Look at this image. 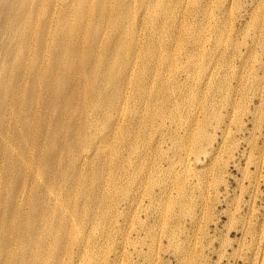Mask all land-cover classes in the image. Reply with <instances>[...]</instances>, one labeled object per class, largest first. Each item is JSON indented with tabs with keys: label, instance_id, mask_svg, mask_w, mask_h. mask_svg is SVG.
<instances>
[{
	"label": "rangeland",
	"instance_id": "374dc122",
	"mask_svg": "<svg viewBox=\"0 0 264 264\" xmlns=\"http://www.w3.org/2000/svg\"><path fill=\"white\" fill-rule=\"evenodd\" d=\"M9 1L17 4L21 2L0 0V159L4 158L0 160L2 163H0L2 175H0V264H11L10 253L18 251L21 237H24L29 231L32 232L31 235L34 238L45 237L43 247L37 252L41 263L37 264H63L64 262L66 264H85L88 260L86 264L90 260L92 264H97V262L98 264H218L216 261L220 260L219 264H232V262H234L233 264H243L241 258L236 262L233 257L235 250L244 253V248L236 240L240 233L236 231L235 226L239 224L238 218L241 214L236 212L235 208L241 204L243 207L241 212H245L244 203L251 198L252 187L248 184V173L243 171L246 170L243 153L248 151V145L244 138L249 135V130L253 126L250 112L256 105L260 107L257 117L261 118L264 114V0H198L200 8L198 21L202 22L200 25L198 23V26L201 28V24L206 25L202 34L203 40L205 39L204 45L198 47L195 37H190L184 43H178V39L175 38L178 37V32L174 30L169 34L162 33V39L168 47V54L172 58L174 57L172 60L174 63L176 62V65L174 68L166 66L158 69L157 59L153 60V62L155 61L153 64L156 62L158 64L153 66V68L156 66V69L147 79L148 82H151L155 77L159 83L154 86L153 98H149L150 101H148L146 91H141L142 94L138 92L135 82L128 89L124 85L123 92L127 93L125 97L128 103L127 101L125 103V97L120 98L121 102L119 98H115V104L117 103L116 105L119 106L116 108L117 112L119 108H124H121L124 115L120 119L117 116L119 112L116 113L113 107L112 110L110 105L108 107V102H104L103 98L108 96L110 100H113L116 85L105 84L100 75L95 77V81L91 83L95 90L93 94H90V81L79 78V76L76 79L70 78L71 81L66 80L64 83L66 86L62 87L58 93L56 92L59 87L56 86L57 89L54 85L62 80L64 75L61 73L62 71L60 73L63 76L58 71L47 72V65L52 60L51 47L54 45V35L52 31L48 30L49 28L52 30V26L46 22L55 8L49 6V3L46 5L45 0H27L29 3L27 8L21 5L11 7L8 5ZM166 1L172 2V0ZM254 12L259 16H255ZM180 16L182 17V15ZM193 20L190 12H187L186 21L197 22V19ZM255 22L257 28L253 27ZM106 24H104L105 27L103 26L104 32L100 33L101 36H105H103V40L107 44L114 29L110 26L107 27ZM143 28L145 29L142 37L144 34L147 35V30L149 31L146 25ZM105 31L108 36L105 35ZM215 34L217 35L215 36ZM156 37L159 38L158 35ZM188 50L192 51V55H189ZM160 52L162 54L163 50ZM160 52H158L159 58L165 54V51L162 55ZM169 61L171 60L169 59ZM171 69H174L172 75L170 74ZM49 74H54V76L50 75L51 82L47 80ZM53 77L56 82L52 80ZM161 80L165 84L164 82L162 84ZM74 85L76 86L74 87ZM104 86L106 87L104 88ZM161 86L163 87L161 88ZM54 87L56 91H54ZM80 89H83L82 93ZM160 89L164 91L161 92ZM71 90L75 96H72L73 100L70 98ZM75 90L78 91V94ZM124 93L122 94L124 95ZM54 94H58L60 99H57ZM61 101L64 106H61ZM123 103L125 104L122 106ZM53 106L55 110H53ZM160 110L163 114L160 113ZM82 111H84V115ZM53 112H56L55 116ZM73 112L75 117L72 115ZM79 114L83 116V118L80 116L81 120L78 117ZM46 116L47 118H45ZM146 116H149V119ZM62 119L65 121L64 123ZM135 124H140V128ZM55 125L62 128L59 127V130L57 126L55 128ZM80 130L81 132H79ZM225 130H227L226 133ZM48 132L49 134H47ZM56 132L60 135L57 136ZM73 132L76 134L74 137ZM52 133L55 137L51 135ZM141 138H143L142 141ZM131 141L136 148L134 146L133 149ZM119 144L120 146H118ZM59 145L60 147H58ZM220 145L222 146L220 147ZM74 151L77 152L73 153ZM256 155H259V151L255 152ZM8 159L10 160L8 161ZM25 160H28L27 164ZM107 165V168H103ZM33 167H38V171L42 174L37 176V168L33 169ZM126 167L128 169L130 167V170H127ZM33 172H35L34 175ZM116 173H119V176ZM121 173L123 174L120 175ZM115 175L118 177L113 178L116 177ZM49 180L52 181L49 182ZM9 181L11 182L9 183ZM51 183H54L53 186ZM114 183L117 184L116 187H114ZM49 185L52 187L50 188ZM52 189L53 191L50 192ZM262 189L264 191V186ZM22 192L24 193L22 194ZM259 199H264V195ZM59 200L60 202L64 201V206L67 204L65 209L58 208ZM106 202L107 204H105ZM177 202L178 204H176ZM232 212L235 213L236 219L232 217ZM97 213H101L102 216L98 214L101 220L99 217L97 218ZM47 215L49 216L47 217ZM74 216L76 217L74 218ZM62 221L67 225L66 232L63 233L64 239L60 251L58 250L60 257L57 255V258L52 256L51 234L48 235V233L52 229L55 232L60 229ZM28 223L30 224L29 229L27 228ZM72 223L78 224L82 229L76 232ZM15 224L16 229L13 230ZM94 225L95 230L93 229ZM56 228L57 230H55ZM69 234H73V236ZM79 234L81 235L79 236ZM77 236L79 241L73 243L69 253L68 250L73 242L72 237ZM231 240L233 244H230ZM70 242L71 244H68ZM87 242L89 244H86ZM81 246L83 247L81 248ZM85 246L87 249L89 247V250H86ZM69 254L70 256H68ZM32 255L31 250L24 253L26 264L31 263ZM104 255H106L105 259ZM218 256L221 258L219 259ZM80 259L84 263L78 261ZM103 259L106 261L104 262ZM184 259L186 261H182Z\"/></svg>",
	"mask_w": 264,
	"mask_h": 264
},
{
	"label": "bare ground",
	"instance_id": "6f19581e",
	"mask_svg": "<svg viewBox=\"0 0 264 264\" xmlns=\"http://www.w3.org/2000/svg\"><path fill=\"white\" fill-rule=\"evenodd\" d=\"M14 1H21L20 4H17V3H13V1H9L10 3L8 5H10L11 7H16L19 5L21 6H24L25 8H27V6L29 5V3L27 2V0H14ZM32 1V0H31ZM213 1V0H212ZM220 1V0H219ZM221 1H224V0H221ZM226 1V0H225ZM30 2V1H29ZM41 2V1H39ZM32 3V2H31ZM34 3V1H33ZM43 3V2H41ZM45 3L46 5H48L49 3V6H53L55 8V10L51 13L50 16H48L46 22L47 24H50L52 26V30H50V28L48 29L49 31H52L53 35H54V40H53V43L54 45L51 47V52H52V60L50 63H48V68H47V72L49 73H52V72H55V71H58L60 73V71H62L61 73H63L64 77H62L60 75V77H62L61 79L62 80H59L56 85H54L55 87H59V89L56 91L55 87H54V91H56L57 93L62 90L61 88L62 87H65L66 85H64V83L66 82V80H70V78L74 77V79H76L78 76L79 78H83L84 80H89L90 81V94H93V91L94 88L93 86L91 85L92 82L95 81V79L98 77V75L102 76V79L104 81V83L106 84H113L115 86V89H116V92L113 94V100H110L108 96H104L103 98L105 99L104 102H108V107L109 105L111 106V108L113 107L116 111V113H118L117 116L118 119L121 118V116L124 115L123 112H121V108L124 109L123 107L119 108L118 112L116 110L117 107H119L118 105L115 104V101L116 99L115 98H124L125 94L123 91V87L124 85L127 86V89L129 88V86L135 82L136 86L138 87V92L141 93L146 91L147 92V95H148V101H150V99H152V93L154 92V89L155 88L154 86L157 85L159 82L156 81V78L154 77V79H152L153 81L151 82H148L149 80L147 79L148 76H151L153 73H154V69H156L155 67L153 68L154 65L158 64V69L161 67V68H165L166 66H168L169 68H174L175 65H176V62L174 63L173 62V58L171 55L168 54V47L165 43V41H163L162 39V33H170L172 32L173 30L175 32H178V37H175L176 39H178V43H184L187 39H189L190 37L192 38H197V46H202L204 45L203 44V29H205L206 25L204 24H201V28L200 26H198V23L200 25L201 20H199V13H200V8L198 6V0H172L171 3L167 2L166 0H45ZM213 3V2H212ZM222 3H225V2H222ZM207 4H210V3H207ZM216 4V3H215ZM26 5V6H25ZM32 5V4H31ZM30 5V6H31ZM256 5V4H255ZM20 6V8H21ZM210 6V5H208ZM207 6V8H208ZM48 8V7H47ZM50 8V7H49ZM53 8V9H54ZM206 8V9H207ZM212 9V8H211ZM259 9V8H258ZM42 10V9H41ZM257 10V9H256ZM48 11V10H47ZM183 11V14H181ZM39 12V11H38ZM187 12H190V15L191 17H193L194 20H196L197 22H187L186 21V14ZM207 12V10H206ZM40 13V12H39ZM37 13V14H39ZM45 13V12H44ZM42 13V14H44ZM204 13V12H203ZM253 13V12H252ZM251 13V14H252ZM256 12H254V15H255ZM258 13V12H257ZM40 14V15H42ZM47 14V13H46ZM202 14V13H201ZM206 14V13H205ZM182 15V17L180 16ZM253 15V14H252ZM179 16L181 17L179 19ZM205 16V15H203ZM207 16V15H206ZM205 16V17H206ZM251 16V15H250ZM255 16H259V15H255ZM39 17V16H38ZM262 17V16H261ZM255 19L257 17H254ZM37 20V18H35ZM258 19V18H257ZM205 20V19H203ZM251 20V19H250ZM219 21V20H218ZM252 21H253V18H252ZM258 22V20H256ZM107 23V27L110 26L112 27L114 30L112 31V34L109 38V42L106 44V41L103 40L104 37L101 36V31H103V26L104 24ZM139 23H140V26H139ZM251 23V22H250ZM253 23V22H252ZM262 23V22H261ZM260 23V24H261ZM193 24H196V25H193ZM45 25V24H44ZM144 25H146L147 28H149V31L147 30V35L144 34V37H142V33L144 31L145 28ZM248 25H249V22H248ZM50 26V27H51ZM204 26V27H203ZM217 26V25H216ZM214 26V27H216ZM251 26V24H250ZM256 26V22H255V25H253V27ZM46 27V26H45ZM49 27V26H48ZM105 27V26H104ZM252 27V26H251ZM257 28V26L255 27ZM108 29V28H107ZM260 29L261 26H260ZM259 29V30H260ZM47 30V28H46ZM216 30V29H215ZM107 31V30H106ZM105 31V35L108 36L107 32ZM262 32V31H261ZM44 33V32H43ZM111 33V32H110ZM219 33V32H218ZM217 33V34H218ZM49 34V33H48ZM166 34V35H168ZM174 34V33H173ZM172 34V35H173ZM215 34V36L217 35ZM159 36L156 37V36ZM171 35V34H170ZM176 35V34H175ZM220 35H221V32L220 34L217 36L219 39H220ZM51 37V36H49ZM167 37V36H166ZM143 38V40H142ZM217 38V39H218ZM106 39V38H105ZM165 39V38H164ZM171 39V38H170ZM108 40V39H107ZM142 40V41H141ZM195 40V39H194ZM222 40V39H221ZM228 40V39H227ZM47 41V40H46ZM43 43V42H42ZM50 44V43H49ZM46 45V43H45ZM170 46V45H169ZM41 47V46H40ZM44 47V46H42ZM47 47H49L47 45ZM239 47V46H238ZM252 47V46H251ZM45 48V47H44ZM197 48V47H196ZM47 49V48H46ZM44 50V49H42ZM48 50V49H47ZM46 50V51H47ZM160 50H163V52L165 51V54H161ZM176 50V49H175ZM180 50V49H179ZM197 51V50H196ZM158 52H160V54L162 55V57L159 58V54ZM171 52V51H170ZM177 52V51H176ZM49 53V51H48ZM144 53H146V56H144ZM188 53L189 55H192V51L188 50ZM45 54V53H44ZM171 54V53H170ZM51 55V54H50ZM47 56V55H46ZM174 56V55H173ZM42 57V56H40ZM39 57V58H40ZM44 57V56H43ZM50 57V56H49ZM148 57V58H147ZM41 59V58H40ZM154 59H157V62L156 64H153L155 63V61L153 62ZM169 59L171 61H169ZM49 60V59H48ZM45 61V60H44ZM47 61V60H46ZM38 63V62H37ZM45 63V62H44ZM188 63V62H187ZM41 64V63H40ZM26 65V64H25ZM194 65V64H193ZM46 66V67H47ZM40 68V67H39ZM27 69V68H26ZM36 69V68H35ZM140 69H142L140 71ZM247 70V69H246ZM36 71V70H35ZM42 71V70H41ZM157 71V70H156ZM165 71V70H164ZM172 71H174V69H171V72L170 74L172 73ZM57 72V73H58ZM160 72V71H159ZM30 73V72H29ZM149 73V74H148ZM39 74V72H38ZM42 74V73H41ZM55 74V73H54ZM54 74H49L47 80L48 82H51V78H50V75H53ZM156 74V73H155ZM154 74V76H155ZM161 74V73H160ZM34 75V74H33ZM37 75V74H36ZM172 75V74H171ZM35 76V75H34ZM47 76V75H46ZM57 76V74H56ZM251 76H253V74L251 73ZM26 77V76H25ZM40 77V76H39ZM59 77V76H58ZM59 77V78H60ZM96 77V78H95ZM170 77V75H169ZM56 78V77H55ZM150 78V77H149ZM250 78V77H249ZM28 79V78H27ZM33 79V78H32ZM44 79V78H43ZM167 79V78H166ZM45 80V79H44ZM54 80V77L53 79ZM171 80V79H170ZM35 81V80H34ZM39 81V80H38ZM41 81V79H40ZM71 81V80H70ZM162 81V80H161ZM32 82V81H31ZM42 82H44L42 80ZM53 82V81H52ZM54 82H56L54 80ZM76 82V81H75ZM164 81H162V84H163ZM28 83V82H27ZM69 83V82H67ZM78 83V82H77ZM80 83V82H79ZM98 83V82H96ZM102 83V82H100ZM169 83V82H168ZM246 83V82H245ZM49 84H52V83H49ZM71 84V83H70ZM76 84V83H75ZM89 84V83H88ZM165 84V82H164ZM64 85V86H63ZM73 85V84H71ZM82 85V84H81ZM84 85V84H83ZM160 85V84H159ZM50 86V85H48ZM52 86V85H51ZM50 86V87H51ZM70 86V85H69ZM68 86V87H69ZM76 85H74L75 87ZM78 86V85H77ZM125 86V88H126ZM135 86V87H136ZM167 86V85H166ZM262 86V85H261ZM40 87V86H39ZM43 87V86H42ZM72 87V86H71ZM73 87V88H74ZM79 87V86H78ZM85 87V86H84ZM106 86H104L105 88ZM134 87V88H135ZM163 86H161L162 88ZM48 88V87H47ZM86 88V87H85ZM34 89V88H33ZM36 89V88H35ZM65 89V88H64ZM63 89V90H64ZM164 89H165V86H164ZM169 89V88H168ZM167 89V90H168ZM16 90V89H15ZM67 90H69L67 88ZM81 90V93H82V90L83 89H80ZM107 90V89H105ZM48 91V90H47ZM51 91H53L51 89ZM66 91V90H65ZM76 91V90H75ZM79 91V89H78ZM76 91V94H78ZM85 91V90H84ZM129 91V90H127ZM153 91V92H152ZM161 91V89H160ZM164 91V90H162ZM161 91V92H162ZM166 91V90H165ZM72 92V90L70 91ZM80 92V91H79ZM133 92V91H132ZM137 92V91H135ZM160 92V93H161ZM35 93V91H34ZM37 93V92H36ZM61 93V92H60ZM73 93V92H72ZM71 93V97L69 95H66V96H69L70 98L75 97L74 96V93L72 95ZM86 93V92H85ZM107 93V92H106ZM124 93V95L122 94ZM159 93V94H160ZM263 93V92H262ZM10 94V93H8ZM41 94V93H40ZM50 94V93H49ZM56 94V93H55ZM57 97V99H60L58 97V94L55 95ZM65 94V93H64ZM75 94V95H76ZM136 95V93H133ZM144 94V93H143ZM158 94V95H159ZM162 94V93H161ZM6 95V94H5ZM30 95V94H29ZM33 96V93L31 94ZM43 95V94H42ZM46 95V94H44ZM53 95V94H52ZM50 95V96H52ZM83 95V94H82ZM108 95V94H107ZM196 95V94H195ZM40 96V95H38ZM53 96V97H54ZM65 96V97H66ZM84 96V95H83ZM86 96V95H85ZM127 96V95H126ZM131 96V95H130ZM138 96V95H137ZM140 96V95H139ZM145 96V94H144ZM163 96V95H162ZM197 96V95H196ZM61 97V96H60ZM141 97V96H140ZM139 97V98H140ZM147 97V96H146ZM155 97V96H154ZM38 98V97H37ZM52 98V97H50ZM64 98V97H63ZM68 98V97H67ZM122 98V99H123ZM126 98V97H125ZM143 98V96H142ZM150 98V99H149ZM166 98V97H165ZM54 99V98H52ZM62 99V98H61ZM74 98H72L73 100ZM80 100L82 99L79 98ZM86 99V98H85ZM121 99V100H122ZM137 97H136V101H137ZM141 99V98H140ZM139 99V101H140ZM159 99V98H158ZM157 99V100H158ZM46 100V99H45ZM48 100V99H47ZM55 100V99H54ZM67 100V99H66ZM71 100V99H70ZM76 100V99H75ZM101 100V99H100ZM120 100V102H121ZM156 100V101H157ZM53 101V100H51ZM57 101V100H56ZM77 101V100H76ZM83 101H84V98H83ZM124 101V100H123ZM128 103V100L127 98L125 99V103ZM135 101V100H134ZM133 101V102H134ZM138 101V102H139ZM144 101V100H142ZM141 101V102H142ZM203 101V100H202ZM55 101H53L54 103ZM63 101H61L62 103ZM68 102V101H67ZM80 102V101H78ZM92 102V101H91ZM152 102V101H151ZM149 102V103H151ZM56 103V102H55ZM58 103V102H57ZM71 103V101H70ZM103 103V102H101ZM123 103L122 106L125 104ZM154 103V102H153ZM152 103V104H153ZM156 103V102H155ZM46 104V102H45ZM74 104V103H73ZM133 104V103H132ZM158 104V102L156 103ZM250 104V103H249ZM262 104V103H261ZM56 105V104H55ZM69 105V104H68ZM80 105V103H79ZM84 105V104H83ZM94 105V104H93ZM121 105V104H120ZM135 105V104H134ZM133 105V106H134ZM147 105V104H146ZM61 106H64L63 103L61 104ZM71 106V105H70ZM81 106V105H80ZM96 106V105H95ZM106 106V105H105ZM155 106V105H154ZM158 106V105H157ZM43 107V106H42ZM49 107V106H48ZM47 107V108H48ZM54 107V106H53ZM57 107V105H56ZM72 107H74V105H72ZM71 107V109H72ZM125 107V106H124ZM144 107L145 104H144ZM153 107V105H152ZM247 107V106H246ZM46 108V106H45ZM75 108V107H74ZM77 108V106H76ZM81 108V107H79ZM104 108V107H103ZM112 108V110H113ZM142 108V107H141ZM149 108V107H148ZM44 109V108H43ZM57 109V108H56ZM82 109V108H81ZM139 109V108H138ZM137 109V110H138ZM248 109V108H247ZM260 109V107L256 106L255 105V108L252 109V111L250 112V115H251V122L253 124L251 130H249V135L247 137H245V141L248 145V151H245L243 153V156L246 160V170H243V171H247L248 173V177H249V183L250 186L252 187V191H251V194H250V199L246 200V202L244 203L245 204V207H246V211L245 212H241L243 210V207H241V204L238 205V207H236L235 211L236 212H240L241 216L240 218H238V222L239 224L235 226V229L236 231H238L240 233V236H238V238L236 239L239 244L244 248V253H240L238 252V250H235L234 253H233V257H234V261L238 262V259L241 258L243 260V264H264V199H259V198H262V196L264 195V191H263V186H264V114L261 116V118L257 117V112L258 110ZM45 110V109H44ZM50 110V109H48ZM55 110V107L54 109ZM70 110V109H69ZM68 110V112H69ZM73 110V109H72ZM76 110V109H75ZM80 110V109H79ZM136 110V109H135ZM150 110H152V108H150ZM149 110V111H150ZM238 110V109H237ZM250 110V109H249ZM264 110V109H263ZM50 112V111H49ZM49 112H47L49 114ZM78 112V111H77ZM84 111H82V114H83ZM91 112V111H90ZM138 112V111H137ZM145 112V111H144ZM143 112V113H144ZM151 112V111H150ZM220 112V111H219ZM246 112V111H245ZM54 113V116H55V113L56 112H53ZM133 113V112H132ZM147 113V112H146ZM152 113V112H151ZM158 113V112H157ZM160 113H161V110H160ZM216 113V112H215ZM237 113V112H236ZM260 113V112H259ZM75 113L73 112V117H75L74 115ZM81 114V115H82ZM149 114V113H147ZM146 114V115H147ZM163 114V113H161ZM210 114V113H209ZM244 114V113H243ZM42 115V114H41ZM50 115V114H49ZM78 115V114H77ZM79 114V119H80V116ZM84 115V114H83ZM103 115V114H102ZM155 115V114H154ZM153 115V116H154ZM239 115V114H238ZM44 116V115H43ZM58 116V115H57ZM135 116V115H134ZM145 116V115H144ZM150 116V115H149ZM148 116V117H149ZM161 116V115H160ZM259 116V115H258ZM61 117V116H59ZM58 117V119H59ZM71 117V116H70ZM72 117V118H73ZM83 118V116H81ZM85 117V116H84ZM147 117V116H146ZM147 117V118H148ZM152 117V115H151ZM209 117V116H208ZM220 117V116H219ZM47 118V116L45 117ZM62 118V117H61ZM114 118V117H113ZM137 118V117H136ZM140 117H138L137 119H139ZM69 119V118H68ZM77 119V118H76ZM75 119V121H76ZM103 119H104V116H103ZM133 119V118H132ZM143 119V118H142ZM142 119H140L142 121ZM149 119V118H148ZM147 119V120H148ZM50 120V119H49ZM81 120V119H80ZM84 120V119H82ZM105 120V119H104ZM109 120V119H108ZM147 120H146V123H147ZM220 120V119H219ZM218 120V121H219ZM222 120V119H221ZM60 121V120H59ZM63 121V119H62ZM61 121V122H62ZM71 121V120H70ZM72 121H74V119H72ZM111 121V120H110ZM115 121V120H113ZM116 121H119V120H116ZM134 121V120H133ZM140 121V122H141ZM225 121V120H224ZM233 121V120H232ZM65 121H63L64 123ZM92 122V121H91ZM94 122V121H93ZM139 122V123H140ZM239 122V121H238ZM62 123V124H63ZM77 123H78V120H77ZM118 123V122H117ZM122 123V122H120ZM137 123V122H136ZM224 123V122H223ZM50 124V122H49ZM48 124V125H49ZM59 124V123H58ZM72 124V123H71ZM70 124V125H71ZM76 124V122H75ZM74 124V125H75ZM83 125V123H81ZM105 124V123H104ZM109 124V123H108ZM107 124V125H108ZM111 124V123H110ZM141 124V123H140ZM139 124V125H140ZM145 124V123H144ZM243 124V123H242ZM60 125V124H59ZM59 125H55V128L56 126L58 127L59 129ZM64 125V124H63ZM62 125V126H63ZM73 125V126H74ZM77 125V124H76ZM75 125V126H76ZM115 125V124H114ZM112 125V126H114ZM133 125V123H132ZM135 125H138V124H135ZM138 125V127H139ZM207 125V124H206ZM72 126V125H71ZM120 126V125H119ZM143 126V125H142ZM227 126V125H226ZM225 126V128H227ZM230 126V125H229ZM50 127V125H49ZM70 127V126H69ZM80 127V126H79ZM82 127V126H81ZM99 127V126H97ZM231 127V126H230ZM240 128V126H238ZM54 128V129H55ZM62 128V127H60ZM64 128V127H63ZM68 128V127H67ZM72 128V127H71ZM77 128V127H76ZM108 128V127H107ZM111 128V127H110ZM114 128V127H113ZM119 128V127H118ZM140 128V127H139ZM229 128V127H228ZM85 129V128H84ZM116 129V127H115ZM46 130V129H45ZM53 130V129H52ZM60 130V129H59ZM76 130V129H75ZM107 130V129H106ZM233 130V129H232ZM51 131V129H50ZM54 131V130H53ZM57 131V130H55ZM73 131H74V128H73ZM77 131V130H76ZM83 131V129H82ZM99 131V130H98ZM105 131V130H104ZM103 131V132H104ZM112 131V130H111ZM131 131V130H129ZM227 130H225V133H226ZM230 131V130H229ZM228 131V135L230 134ZM59 132V131H58ZM72 132V131H71ZM81 132V130L79 131ZM78 132V133H79ZM114 132V131H113ZM128 132V131H127ZM200 132V131H199ZM60 133V132H59ZM70 133V132H69ZM115 133V132H114ZM118 133V131H117ZM192 133V132H191ZM49 134V132L47 133ZM66 134V133H65ZM64 134V135H65ZM74 134V132H73ZM82 134V133H81ZM80 134V135H81ZM122 134V133H121ZM130 134V133H129ZM203 134V133H202ZM224 135V132L222 133ZM53 135V133L51 134ZM56 135H58V133L56 132ZM72 135V134H71ZM76 134L73 135V137L75 136ZM79 135V134H78ZM126 135V134H125ZM136 135V134H135ZM189 135V134H188ZM54 136V135H53ZM52 136V137H53ZM85 136V135H84ZM109 136L111 137V134H109ZM118 136V134H117ZM231 136V135H230ZM55 137V136H54ZM72 137V136H71ZM97 137V136H96ZM114 137V136H113ZM119 137V136H118ZM138 137V135H137ZM189 137V136H187ZM222 137H225V136H222ZM46 138V137H45ZM77 138V137H76ZM116 138V137H114ZM124 138H127V137H124ZM129 138V136H128ZM135 139H137L136 137H134ZM190 138V137H189ZM230 138V137H229ZM84 139V137H83ZM103 139V138H102ZM109 139V138H108ZM112 139V138H111ZM119 139L121 140V138L119 137ZM130 139H131V136H130ZM143 138H141V141H142ZM145 139V138H144ZM226 139V138H225ZM54 140V139H52ZM58 140V139H57ZM55 140V141H57ZM62 140V139H61ZM72 140V139H71ZM79 140V139H78ZM113 140V139H112ZM111 140V141H112ZM116 140V139H115ZM132 140H134L132 138ZM231 140V139H230ZM53 141V143L55 142ZM74 141V140H73ZM76 141V140H75ZM80 141V140H79ZM105 141V139H104ZM126 141V140H125ZM128 141V140H127ZM139 141V139H138ZM137 141V142H138ZM227 141V140H225ZM60 142V140H59ZM82 142V141H81ZM116 142V141H115ZM114 142V143H115ZM123 142V141H122ZM132 142V141H131ZM260 142L261 145H260ZM48 143V142H47ZM50 143V141H49ZM52 143V142H51ZM56 143V142H55ZM63 143V142H62ZM74 143V142H73ZM80 143V142H79ZM119 143V142H118ZM126 143V142H125ZM136 143V142H135ZM141 143V142H139ZM90 144V143H89ZM104 144V142H103ZM108 144V143H107ZM130 144V143H129ZM224 144V143H223ZM57 145V143H56ZM105 145V144H104ZM110 145V144H109ZM108 145V146H109ZM113 145V144H112ZM131 145L133 146V142L131 143ZM130 145V146H131ZM137 145V144H136ZM5 146H8V145H5ZM53 146V145H52ZM63 146V145H61ZM72 146V145H70ZM75 146V145H74ZM73 146V147H74ZM114 146V145H113ZM120 146V144L118 145ZM135 146V145H134ZM134 146H133V149H134ZM222 145H220L221 147ZM237 146V145H236ZM54 147V146H53ZM60 147V145L58 146ZM57 147V148H58ZM65 147V146H63ZM76 147V146H75ZM78 147V146H77ZM104 147V146H103ZM112 147V146H110ZM115 147H117L115 145ZM139 147V146H138ZM172 147V146H171ZM219 147V148H220ZM56 148V146H55ZM79 148V147H78ZM101 148V147H100ZM108 148V147H107ZM119 148V147H117ZM127 148V146H126ZM136 148V146H135ZM62 149V147H61ZM109 149V148H108ZM125 149V148H124ZM132 149V148H130ZM138 149V148H137ZM135 149V150H137ZM237 149V148H236ZM235 149V150H236ZM74 150V149H72ZM70 150V151H72ZM107 150V149H106ZM112 150V149H110ZM120 150H122V148H120ZM126 150V149H125ZM134 150V151H135ZM187 150V149H186ZM49 151V150H48ZM54 151V150H53ZM57 151V150H56ZM60 151V150H59ZM68 151V150H67ZM78 151V150H77ZM76 151V152H77ZM84 151V150H83ZM97 151V149H96ZM102 151V149H101ZM116 151V149H115ZM131 152V150H128ZM256 151H259V155L255 156V152ZM75 151L73 153H76ZM81 152V151H80ZM90 152V151H89ZM109 152V151H108ZM133 152V150H132ZM200 152V151H199ZM4 153V152H3ZM46 153V152H45ZM70 153V152H69ZM68 153V154H69ZM79 153V152H78ZM110 153V152H109ZM118 153H119V150H118ZM117 153V154H118ZM11 154V153H10ZM63 154V153H61ZM81 154V153H80ZM112 154V153H111ZM114 154V153H113ZM116 154V155H117ZM199 154V153H198ZM12 155V154H11ZM65 155V153H64ZM76 155V154H75ZM73 155V156H75ZM86 155V154H85ZM101 155V154H100ZM121 155V154H120ZM10 156V155H9ZM14 156V155H13ZM12 156V157H13ZM115 156V155H114ZM196 156V155H195ZM1 157V156H0ZM45 157V156H44ZM43 157V158H44ZM59 157V156H58ZM64 157V156H63ZM66 157V156H65ZM71 157V156H70ZM70 157H69V160H70ZM79 157V156H77ZM81 157V156H80ZM79 157V158H80ZM118 157V156H117ZM115 157V158H117ZM15 158V157H14ZM24 158V157H23ZM67 158V157H66ZM73 158V157H72ZM85 158V157H84ZM120 158V156H119ZM118 158V159H119ZM4 159V158H2ZM0 159V160H2ZM11 159V158H10ZM8 159V161L10 160ZM63 159V158H62ZM88 159V158H87ZM113 159V158H112ZM189 159V158H188ZM198 159V158H197ZM44 160V159H43ZM49 160V159H48ZM81 160V159H80ZM86 160V159H85ZM91 160V159H90ZM116 160V159H114ZM121 160V159H120ZM12 161H14V159L12 158ZM28 160H25V163L27 164ZM30 161V160H29ZM66 161V160H65ZM72 161V160H71ZM75 161V160H74ZM92 161V160H91ZM4 163V161H2ZM36 162V161H35ZM83 162V161H82ZM87 162V161H85ZM111 162V161H110ZM114 162V161H112ZM116 162V161H115ZM118 162V161H117ZM1 163V162H0ZM10 163V162H9ZM24 163V161H23ZM22 163V164H23ZM31 163V162H29ZM60 163V162H59ZM74 163V162H73ZM120 163V162H119ZM122 163V162H121ZM188 163V162H187ZM2 164V163H1ZM36 164V163H35ZM34 164V165H35ZM47 164V163H46ZM45 164V165H46ZM77 164V162H76ZM84 164V163H83ZM108 164V163H107ZM111 164V163H109ZM123 164V163H122ZM33 165V164H32ZM66 165V164H65ZM117 165H120V164H117ZM188 165H191V164H188ZM13 166V165H12ZM21 166V164H20ZM26 166V165H25ZM68 167V165H66ZM80 166V165H79ZM110 166V165H109ZM126 166V165H125ZM42 167V166H41ZM57 167V166H56ZM55 167V168H56ZM71 167V166H70ZM82 167V166H81ZM108 165L106 167H103V168H107ZM121 167V166H120ZM119 167V168H120ZM124 167V165H123ZM8 168L10 169V167L8 166ZM12 168V167H11ZM37 168V171H36V174L37 176H39L40 173L38 171V167H33V169H36ZM43 168V167H42ZM79 168V167H77ZM102 168V169H103ZM110 168V167H109ZM113 168V167H112ZM118 168V170H119ZM187 168H189V166H187ZM254 168V170H252ZM13 169V168H12ZM11 169V170H12ZM24 169V168H23ZM45 169V167H44ZM43 169V170H44ZM76 169V168H75ZM101 169V168H100ZM117 170V168H115ZM127 170H130V167L129 169L126 167ZM193 169V168H192ZM3 170V169H2ZM40 170V169H39ZM42 170V169H41ZM40 170V171H41ZM53 170V169H52ZM62 170V169H61ZM67 170V169H66ZM70 170V169H69ZM82 170V168H81ZM110 170V169H109ZM112 170V169H111ZM126 170V171H127ZM190 170V169H188ZM10 171V170H9ZM8 171V173H9ZM35 171V170H34ZM56 171V169H55ZM68 171V170H67ZM105 171V170H104ZM108 171V170H107ZM113 171V170H112ZM111 171L112 174H114L113 172ZM123 171V170H121ZM23 172V171H22ZM43 172V171H42ZM50 172V171H49ZM63 172V171H62ZM118 172V171H117ZM242 172V171H241ZM7 173V171H6ZM35 172H33V175H34ZM52 173V172H51ZM81 173V172H80ZM108 173V172H107ZM110 173V172H109ZM110 173V174H111ZM125 173V172H124ZM53 174V173H52ZM83 174V173H82ZM106 174V172H105ZM109 174V175H110ZM119 174V173H118ZM116 173V175H118ZM123 173H121L120 175H122ZM126 174V173H125ZM124 174V175H125ZM246 174V173H244ZM1 175V173H0ZM9 176H12L11 174H7ZM50 175V174H49ZM59 175V174H58ZM80 175V174H79ZM115 175V176H116ZM2 176V175H1ZM43 176V175H42ZM53 176V175H52ZM67 176V174H66ZM119 176V175H118ZM118 176L116 177H113V178H117ZM244 176V175H243ZM79 177V176H78ZM237 177V176H236ZM34 178V176H33ZM37 178V177H36ZM22 179V178H20ZM55 180V178H53ZM73 179V178H72ZM80 179V178H79ZM86 179V178H85ZM119 179V178H118ZM117 179V180H118ZM9 180V179H8ZM12 180V178H11ZM37 180V179H36ZM39 180V179H38ZM42 180V179H40ZM57 180V179H56ZM83 180V179H82ZM112 180V179H111ZM25 181V180H23ZM52 181V180H49V182ZM114 181V180H113ZM244 181V180H243ZM11 181H9L10 183ZM41 182V181H40ZM48 182V183H49ZM81 182V181H80ZM83 182V181H82ZM112 182V181H110ZM115 182H118V181H115ZM1 183V182H0ZM37 183V181H36ZM52 184V183H51ZM54 184V183H53ZM52 184V186H53ZM7 185V184H6ZM60 185V184H59ZM78 185V184H77ZM117 184L114 183V187H116ZM24 186V185H23ZM48 186V185H46ZM50 188L52 187L51 185H49ZM83 186V185H82ZM249 186V187H250ZM26 187V186H25ZM55 187V186H54ZM79 187V186H78ZM9 188V187H8ZM62 188V187H61ZM7 189V187H6ZM20 189V188H19ZM69 189V188H67ZM25 190V189H24ZM50 190V189H49ZM8 191V190H7ZM29 191V190H28ZM53 189L50 191L52 192ZM63 191V190H61ZM48 192V191H47ZM24 192H22L23 194ZM49 193V192H48ZM29 194V193H28ZM27 194V195H28ZM53 194V193H52ZM56 194V193H54ZM245 195V194H244ZM55 196V195H54ZM109 196V195H108ZM107 196V197H108ZM186 196V195H185ZM204 196V195H203ZM20 197V196H19ZM23 198V196H21ZM26 197V196H25ZM60 197V196H59ZM104 199V197H102ZM15 199V198H14ZM19 199V198H18ZM51 199V197H50ZM106 199V198H105ZM33 200V199H32ZM52 200V199H51ZM55 200V199H54ZM58 200V199H57ZM64 200V199H63ZM88 200V199H87ZM185 200V199H184ZM188 200V199H187ZM236 200V199H235ZM240 200V198H239ZM27 201V200H26ZM29 201V200H28ZM27 201V202H28ZM75 201V200H74ZM105 201V200H104ZM107 201V200H106ZM206 201V200H205ZM238 201V200H237ZM15 202V201H14ZM34 202V201H33ZM60 202V200L58 201ZM62 202V200H61ZM59 203V206L58 208H64L65 209V205L64 206V201L62 203ZM68 202V201H67ZM76 202V201H75ZM18 203V202H16ZM32 203V202H31ZM43 203V202H42ZM66 203V202H65ZM87 203V201H86ZM180 203V201H179ZM233 203H234V200H233ZM51 204V203H50ZM76 204V203H75ZM85 204V203H84ZM107 204V202L105 203ZM178 204V202L176 203ZM19 205V204H18ZM24 205H25V202H24ZM58 205V204H57ZM78 205V204H77ZM76 205V206H77ZM99 205H100V202H99ZM104 205V204H103ZM189 205V204H188ZM234 205V204H233ZM236 205V204H235ZM29 206V205H28ZM49 206V205H47ZM101 206V205H100ZM105 206V205H104ZM103 206V207H104ZM177 206V205H176ZM191 206V205H190ZM17 207V206H16ZM24 207V206H23ZM41 207H42V204H41ZM89 207V206H87ZM99 207V206H98ZM181 207V206H180ZM188 207V206H187ZM232 207V206H231ZM15 208V207H14ZM43 208V207H42ZM51 208V207H50ZM49 208V209H50ZM77 208V207H76ZM174 208V207H173ZM30 209V208H29ZM47 209V208H46ZM99 209V208H98ZM20 210V209H19ZM24 210V209H23ZM22 210V211H23ZM35 210V209H34ZM52 210V209H51ZM56 210V209H55ZM85 210H86V206H85ZM234 210V209H233ZM232 210V211H233ZM41 211V210H40ZM61 211V210H60ZM70 211V209H69ZM19 212V211H18ZM17 212V213H18ZM51 212V211H49ZM66 212V211H65ZM64 212V213H65ZM74 209H73V213H74ZM78 212V211H77ZM84 212H87V211H84ZM93 212V211H92ZM96 212V211H95ZM99 212V211H98ZM104 214H105V211H103ZM101 212V213H103ZM21 213V212H20ZM24 213V212H23ZM63 213V214H64ZM68 213V212H67ZM66 213V215H67ZM101 213H97L101 215ZM185 213V212H184ZM231 213V212H230ZM15 214V213H14ZM45 214V213H44ZM55 214V212H54ZM86 214V213H85ZM95 214V213H94ZM103 214V215H104ZM229 214V213H228ZM232 217L235 218V213L232 212ZM42 215V214H41ZM46 215V214H45ZM71 215V214H70ZM106 215V214H105ZM104 215V217H105ZM49 215H47L48 217ZM62 216V214H61ZM69 216V215H68ZM72 216V215H71ZM71 216H69L71 218ZM102 216V215H101ZM52 217V216H51ZM66 217V216H64ZM76 216H74L75 218ZM88 217V216H87ZM90 217V216H89ZM99 217V215L97 216V218ZM192 217V216H191ZM190 217V218H191ZM237 217V215H236ZM11 218V217H10ZM14 218H15V215H14ZM14 218H11V219H14ZM62 218V217H61ZM100 220H101V217H99ZM48 219V218H46ZM60 219V218H59ZM64 219V218H63ZM236 219V218H235ZM234 219V220H235ZM18 220V219H17ZM68 220V219H67ZM70 220V219H69ZM68 220V221H69ZM72 220V219H71ZM74 220V219H73ZM83 220V219H81ZM89 220V219H88ZM93 220V219H92ZM99 220V221H100ZM14 221V220H13ZM44 221V220H43ZM65 221V220H64ZM79 221V220H78ZM98 221V222H99ZM103 221V220H102ZM105 221V220H104ZM237 221V220H236ZM47 222V221H46ZM73 222V221H72ZM88 222V221H87ZM91 222V221H90ZM95 222V221H94ZM97 222V220H96ZM13 223V222H12ZM15 223V222H14ZM71 223V221H70ZM69 223V225H70ZM77 223V222H76ZM80 223V222H79ZM237 223V222H236ZM45 224V223H44ZM47 224V223H46ZM84 224V223H83ZM96 224V223H94ZM103 224V223H101ZM100 224V225H101ZM105 224V223H104ZM59 225V224H58ZM66 225L67 224H64V222L62 221L61 224H60V229L57 230V228L55 230H57L56 232L52 229L51 232L48 233L51 234V249H53V251H51L52 253V256L54 255L55 257L58 258L57 255L58 254V250L60 251V247H61V243H62V240L64 239V232H66ZM73 226H75L74 230L76 232H79L80 229H82L80 226H78V224L74 225L72 223ZM81 225V223L79 224ZM92 225V224H90ZM98 225V224H97ZM12 226V225H11ZM10 226V227H11ZM46 226V225H45ZM105 226V225H103ZM233 226V225H232ZM30 227V224L28 223L27 224V228L29 229ZM54 227V226H53ZM72 227V226H70ZM80 227V228H79ZM95 225L93 226V229L95 230ZM59 228V227H58ZM106 228V227H105ZM10 229V228H9ZM13 230L16 229V224L13 225ZM11 229V231H12ZM23 229V228H21ZM49 229V228H48ZM104 229V228H103ZM31 230V229H30ZM229 230L230 227H229ZM228 230V231H229ZM73 231V230H72ZM71 231V232H72ZM74 231V232H75ZM207 231V230H206ZM13 232V231H12ZM11 232V234H12ZM59 232V233H58ZM70 232V231H69ZM70 232V233H71ZM31 231H29L26 235H24V237H21L22 239L19 241L18 243V253L17 252H14V253H10L9 255V261L11 264H26L25 263V258H24V253H27V251L31 250L33 255V259L31 261V263L29 264H37V263H41V260L40 258L38 257V254L37 252L39 251V249H41L43 247V244L45 243V237H33L31 235ZM82 233V232H81ZM24 234V233H23ZM85 234V233H84ZM227 234V232H226ZM38 235V234H37ZM70 235V234H69ZM73 236V234H71ZM70 235V236H71ZM75 235V234H74ZM81 234H79L80 236ZM106 235V234H105ZM110 235V234H109ZM231 235V233H230ZM14 236V235H13ZM23 236V235H22ZM84 236V235H83ZM111 236V235H110ZM229 236V235H228ZM107 237V236H106ZM105 237V238H106ZM230 237V236H229ZM18 238V237H17ZM110 238V237H108ZM231 238V237H230ZM47 239V238H46ZM84 239V237H83ZM67 240V239H66ZM70 240V239H69ZM72 244L71 242L68 243V244H71L68 252L70 253V250H71V247L73 245L74 242H78L79 241V237H75L73 238L72 237ZM86 240V239H84ZM89 240V239H88ZM227 240V239H226ZM229 240V238H228ZM13 241V240H12ZM85 242V241H84ZM83 242V243H84ZM50 243V242H49ZM82 243V245H84ZM98 243V242H97ZM227 243V242H226ZM232 243V240L230 241V244ZM68 244H67V247H68ZM86 244H89V242H87ZM96 244V243H95ZM94 244V245H95ZM224 243H222L223 245ZM233 244V243H232ZM91 245V244H90ZM224 246V245H223ZM66 247V249H67ZM83 246H81L82 248ZM86 247V246H85ZM240 247V246H239ZM79 248V247H78ZM237 248V247H236ZM235 248V249H236ZM241 248V247H240ZM46 249V248H44ZM85 249V248H84ZM223 249V248H222ZM239 249V248H238ZM74 250V249H73ZM86 250H89V247L87 249L86 247ZM85 250V251H86ZM93 250V249H92ZM220 250V249H219ZM241 250V249H240ZM85 251L83 252V254L85 253ZM243 251V250H242ZM88 252V251H87ZM91 252V251H90ZM225 252V251H224ZM223 252V253H224ZM67 253V251H66ZM82 253V252H81ZM226 253V252H225ZM224 253V254H225ZM22 254V255H21ZM65 254V253H64ZM88 254V253H86ZM93 254V253H92ZM105 254V253H104ZM223 254V255H224ZM95 255V254H94ZM103 255V254H102ZM222 255V253L220 254V256ZM227 255V254H226ZM229 255V254H228ZM47 256V255H46ZM67 256V255H65ZM70 256V254L68 255ZM84 256V255H83ZM87 256V255H86ZM100 256V255H99ZM105 256L104 255V259H105ZM232 256V255H231ZM60 257V255H59ZM232 257V258H233ZM31 258V257H30ZM45 258V257H44ZM56 258V259H57ZM78 258V257H77ZM91 258V256L89 257V259ZM219 258V256H218ZM221 258V257H220ZM219 258V259H220ZM224 258V257H223ZM222 258V259H223ZM228 258V257H227ZM231 258V257H229ZM60 259V258H59ZM64 259V258H63ZM62 259V260H63ZM70 259V258H69ZM103 259V260H104ZM109 259V258H108ZM107 259V260H108ZM46 260V259H45ZM86 260V259H85ZM93 260V259H92ZM100 260V259H99ZM231 260V259H230ZM229 260V261H230ZM64 261V260H63ZM80 262H83L80 260H78ZM89 261V260H88ZM87 261V262H88ZM96 261V260H94ZM106 260H104L105 262ZM182 261H186L185 259L182 260ZM188 261V260H187ZM221 261V260H220ZM219 261V262H220ZM68 262V261H67ZM86 262V263H87ZM120 262V261H119ZM218 264L219 262L216 261ZM69 263V262H68ZM84 263V262H83ZM85 263V264H86ZM90 264H92V261L90 260L89 262ZM88 263V264H89ZM103 263V262H102ZM184 263V262H183ZM186 263V262H185ZM188 263V262H187ZM229 263V262H228ZM234 262H232L233 264ZM55 264V263H54ZM63 264H66L65 262ZM78 264V263H77ZM80 264V263H79ZM98 264V262H97ZM107 264V263H106ZM110 264V263H108ZM230 264V263H229Z\"/></svg>",
	"mask_w": 264,
	"mask_h": 264
}]
</instances>
